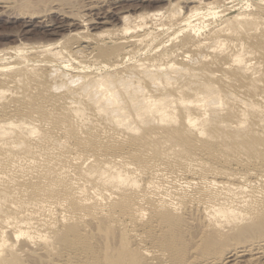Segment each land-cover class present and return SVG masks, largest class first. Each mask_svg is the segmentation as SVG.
Returning <instances> with one entry per match:
<instances>
[{"label":"rangeland","instance_id":"1","mask_svg":"<svg viewBox=\"0 0 264 264\" xmlns=\"http://www.w3.org/2000/svg\"><path fill=\"white\" fill-rule=\"evenodd\" d=\"M171 1L0 0V86L4 87L3 90L0 87V179L3 180L0 181V264H202L200 260L215 253L222 255L212 264L256 263L252 260L256 255L233 253L228 259L226 255L236 242L264 237V133L260 130L264 128V121L258 124L256 119L264 96V0H202V4ZM176 1L177 5L182 2L181 6H175L173 2ZM208 1L217 3L208 6ZM242 1L249 3L244 5ZM251 2L258 5V10L255 7V11ZM193 7L200 13L191 19L194 25L191 23L189 27L184 23L185 26L180 24L179 27L178 20ZM244 10L255 11L254 16L246 20L251 30H240L236 36L229 30V33L222 31L224 35L218 34L217 43L209 40L211 48L191 46L203 40L212 25L220 27L222 18ZM139 12L145 20L142 17L135 20ZM124 13L136 17L129 26L141 25L144 21L145 25L125 34L120 19ZM153 13H157L155 17L151 16ZM172 13L175 15L172 21L178 22L174 21L177 25L164 37L161 23ZM201 14L203 18L200 19ZM62 21L75 24L55 28ZM188 27L191 32L185 35ZM150 31L152 36L154 31L159 32L158 36L147 37L143 45L138 44L140 51L137 46L121 49L120 42L129 40L132 34L143 35ZM230 36L232 40H228ZM234 37L237 40L234 41ZM69 46L73 48L69 50ZM172 48H177L179 53L154 62L164 67L172 64L170 70L187 63V67L198 65L213 70L209 76H200L201 81L207 80L212 85L206 88L209 105L189 113L198 120H160L157 116L146 120V125L142 123L140 133L132 134L117 127L112 120L102 118L89 104L75 108L56 101L73 85L70 81L66 87L52 83L63 67L66 72L69 69L70 74H67L71 76L75 73L85 75L86 70L93 76L99 69V73L105 70L115 73L131 66L134 60L146 62L155 56L154 52L158 55ZM231 49L242 51L239 61L228 57L233 53ZM58 51L66 61L64 58L58 62L43 61ZM181 52L186 56H180ZM22 54L31 62L18 60ZM192 58H195L193 63ZM28 62H34L33 70ZM63 64L71 66L66 68ZM77 64H80L79 69H84L83 74L80 70H72V67L77 69ZM23 65H27V70L23 68L26 73L22 71ZM254 69L256 72L249 78L247 75ZM14 75H21L20 80L7 81ZM89 75L86 78L91 77ZM183 75L180 80L188 77ZM35 81H39L36 82L38 86L33 85ZM189 108L188 104L177 102L175 114H183ZM204 111L208 115H201ZM12 112L22 119L8 120ZM235 112L246 119L253 117V120H236L231 117ZM27 116L29 118H24ZM235 125L240 126L239 129ZM200 128L213 137H198ZM6 129L11 130L2 133ZM78 154H81L83 168L104 156V163L97 162L96 166H103L108 172L80 175L74 162ZM210 168L235 176L246 174L247 178L243 175L246 182L255 181L249 180L252 187L249 184L247 187L248 182L242 179L246 185H242L244 195H250L253 190L251 194L254 192L256 197L252 201L244 198L238 202L236 199L234 207L247 214L241 223L235 225L232 221L216 228L209 221L210 225L205 226L199 207L228 188L219 184L218 180H222L219 177L216 179L218 185L199 179L200 173H211ZM118 170L129 178L108 177ZM194 184L207 185L205 190H200ZM183 191L187 195L193 192L192 197L183 195ZM170 192L182 193L176 198ZM259 263L264 264V258Z\"/></svg>","mask_w":264,"mask_h":264},{"label":"bare ground","instance_id":"2","mask_svg":"<svg viewBox=\"0 0 264 264\" xmlns=\"http://www.w3.org/2000/svg\"><path fill=\"white\" fill-rule=\"evenodd\" d=\"M155 1V0H154ZM158 1H167V0H158ZM169 1V0H168ZM178 1V0H177ZM177 1L176 2H173V3H175V6L177 5ZM180 1H183V0H180ZM179 1V2H180ZM210 1V0H209ZM205 2L206 3V5H213V3H217V2H214V1H211V2ZM216 1V0H215ZM218 1V0H217ZM220 1V0H219ZM222 1V0H221ZM259 1V0H258ZM170 2H172L171 0H170ZM178 2V3H179ZM183 2H185V3H191V2H197V3H201L202 2V0H184ZM244 1H242V3H243ZM248 1H245L244 2V5H245V3H247ZM253 3H254V1H252ZM251 2V4H253ZM180 3H182V2H180ZM180 3L178 4L179 6H181L180 5ZM196 3V4H197ZM205 3L203 4V5H205ZM249 3V2H248ZM259 3V2H258ZM186 4V5H187ZM202 4V3H201ZM250 4V5H251ZM254 4H257L256 2L254 3ZM253 4V5H254ZM170 5V4H169ZM177 5V6H178ZM194 5V4H193ZM239 5H241V3L239 4ZM252 5V6H253ZM5 6V5H4ZM130 6V5H129ZM175 6H174V8H175ZM184 6H185V4H184ZM183 6V7H184ZM188 6V5H187ZM199 6V5H198ZM201 6V5H200ZM257 7H258V5H256ZM255 5H254V8L256 7ZM7 7V6H6ZM157 7V6H156ZM161 7V6H160ZM189 7H191V6H189ZM195 7V6H194ZM193 7V8H194ZM246 7V6H245ZM245 7H242V8H245ZM256 7V8H257ZM87 8V7H86ZM129 8V7H128ZM141 8V7H140ZM159 8V7H158ZM196 8V7H195ZM190 9L189 8V11L187 12V14L186 15H184V17L182 18V20H181V18L178 20L179 21V24H178V26L181 24H183L184 25V23L185 24H188V26L190 27V25H191V23H192V18H193V16H196V15H198L199 16V12H197V10L198 9ZM226 8V7H225ZM225 8H223V9H225ZM230 8V7H229ZM247 8H249L248 7V5H247ZM253 8V9H254ZM256 8H255V11H256ZM261 8V7H260ZM139 9V8H138ZM180 9V8H179ZM183 9V8H182ZM182 9H181V11H182ZM187 9H188V7H187ZM187 9H186V11H187ZM207 9V8H206ZM231 9V8H230ZM246 9V8H245ZM251 9H252V7H251ZM250 9V10H251ZM123 10V9H122ZM124 10H126V9H124ZM157 10V9H156ZM162 10V9H161ZM164 10V9H163ZM225 10H227V9H225ZM247 10V9H246ZM257 10H258V8H257ZM142 11V10H141ZM154 11V10H153ZM160 11V10H159ZM159 11H158V14H159ZM183 11H185V10H183ZM223 11V10H222ZM241 11V10H240ZM240 11H238L237 13L235 12V14H233L232 15V17H227V18H222V22H221V24H223L222 26H221V24L220 23H216V24H220V27H219V25H218V27H216V26H214V25H212V28H210V29H207L209 32H207L208 34H206V33H204V34H206L204 37H203V40H198L197 42H195V43H192L191 44V46L193 47V48H197V47H202V49H203V47H208V48H211L210 47V44H209V40H210V42H212V41H215L216 43L218 42V38H219V36H218V34L220 35V32L224 35V33L223 32H225V33H227L228 32V30H229V32H230V34L231 33H233L234 34V36H236L235 35V33H240V30H242V32L243 31H245L244 29H246V31H249V30H251V28L250 29H248L249 27H247V19H248V17L249 16H254V14H255V11H247V12H245V10L244 11H242V12H240ZM116 12V11H115ZM124 12V11H123ZM161 12H163V11H161ZM203 11H201V13H202ZM227 12V11H226ZM89 13V12H88ZM140 13V12H139ZM139 13H137V14H139ZM181 13V12H180ZM147 14V13H146ZM150 14V13H149ZM157 14V13H156ZM156 14L155 13H153L151 16H153V17H155L156 16ZM160 14H163V13H160ZM220 14V13H219ZM221 14H223V13H221ZM90 15V14H89ZM132 15H134V14H132ZM136 15V14H135ZM141 15V16H140ZM140 15H136L137 16V19H135L136 17H134V18H132L133 16H129L128 15V13L127 14H123V15H119L120 16V19H121V21H122V23L124 24L123 26V32L126 34L127 32H131V30H133V31H135V29H139L140 30V28H142L143 27V25H145L144 24V22H143V24H141L140 25V23H139V25L138 24H135V22H134V24H135V26L134 25H132V26H129V25H131V24H129L130 22L132 23V21L131 20H133V19H135V20H137L138 21V17H139V19L142 17L144 20H145V17H143V15L140 13ZM172 15H173V17H172ZM172 15L171 16H169L168 17V19H167V17H166V23L164 24H162L161 23V27H160V29L165 33H163L164 35V37L168 34H166V32H169V31H172V29H174L175 27V25H177V23H175V22H178V21H176V20H173L172 21V18H175L174 16V14L172 13ZM216 15H218V13L216 14ZM101 16V15H100ZM146 16H148V15H146ZM87 17V16H86ZM132 19H131V18ZM149 17V16H148ZM158 17V16H157ZM208 17V16H207ZM206 17V18H207ZM214 17V16H213ZM216 17V16H215ZM79 18H80V14H79ZM78 18V19H79ZM93 18V17H92ZM111 18V17H110ZM119 18V17H118ZM199 18V17H198ZM201 18H203V15L201 14V17H200V19ZM232 18V19H231ZM89 19V18H88ZM87 19V20H88ZM142 19V20H143ZM160 19H162V18H160ZM204 19H205V16H204ZM213 19V18H212ZM90 20V19H89ZM130 20V21H129ZM141 20V19H140ZM165 19H163V21H164ZM181 20V21H180ZM136 21V22H137ZM150 21V20H149ZM148 21V22H149ZM175 21V22H174ZM88 22V21H87ZM197 22H199V20L197 21ZM210 22V21H209ZM28 23V22H27ZM83 23V22H82ZM103 23H105V22H103ZM160 23V22H159ZM203 23H205V22H203ZM52 24V23H51ZM75 23H71V22H64V21H62V22H60L59 24H57L56 25V27L55 28H57V29H61V28H63V27H69V26H72V25H74ZM195 24H197V23H195ZM206 24V23H205ZM204 24V25H205ZM98 25V24H97ZM182 25V26H183ZM194 25V23H192V26ZM201 25V24H200ZM210 25V24H209ZM54 26V25H53ZM148 26H149V24H148ZM177 26V27H178ZM181 26V27H182ZM185 26V25H184ZM187 26V25H186ZM196 26V25H195ZM195 26H194V28H195ZM214 26V27H213ZM77 27V26H76ZM144 27H146V26H144ZM158 27V26H157ZM158 27V28H159ZM174 27V28H173ZM176 27V28H177ZM180 27V26H179ZM179 27H178V30H179ZM189 27H188V29H189ZM198 27V26H197ZM147 28V27H146ZM172 28V29H171ZM187 28V27H186ZM199 28H200V26H199ZM203 28V27H202ZM207 28V27H206ZM160 29H158V31L160 30ZM169 29H171V30H169ZM181 29V28H180ZM187 29V30H188ZM248 29V30H247ZM169 30V31H168ZM176 30V29H175ZM178 30H176L177 31V33H178ZM182 30L184 31V29H183V27H182ZM191 30H192V28H191ZM146 31V30H145ZM180 31V30H179ZM182 31V32H183ZM223 31V32H222ZM140 32V31H139ZM160 32V31H159ZM159 32H157V33H159ZM175 32V31H174ZM188 32L190 33L191 31H190V29H189V31H186V33L184 32V34L186 35H189L188 34ZM228 32V33H229ZM134 33V32H133ZM137 33V32H136ZM153 32H145V33H143V35H141V33H140V35L138 34H136V36H135V34H132V35H134V36H132L131 38H129V40H126V39H124L122 42H120V47H121V49L123 50H125V48H126V46H132V48L133 47H135V46H137L138 44H142V43H144L143 41H145V39L148 37H150V38H153V37H155V35L157 34L155 31H154V36H152L153 34H152ZM173 33V32H172ZM176 32H175V35L177 34ZM181 33V32H180ZM160 34H161V32H160ZM221 34V35H222ZM76 35V34H75ZM220 35V36H221ZM232 35V34H231ZM238 35V34H237ZM157 36H158V34H157ZM168 36H169V34H168ZM180 36H181V34H180ZM62 37V36H61ZM162 37V36H161ZM182 37H184V36H182ZM222 37H225V36H222ZM226 37H228V35L226 36ZM238 37V36H237ZM236 37V38H237ZM149 38V39H150ZM170 38H171V36H170ZM173 38H175V36H174V33H173V35H172V38L171 39H173ZM231 38V36L228 38V40ZM233 38V37H232ZM235 38V37H234ZM233 39L234 41L235 40H237V39ZM155 39V38H154ZM202 39V38H201ZM221 39V38H220ZM148 40V39H147ZM151 40H153V39H151ZM158 40V39H157ZM230 40H232V39H230ZM169 41V40H168ZM171 41V40H170ZM206 41H208V42H206ZM79 42V41H78ZM221 42V41H220ZM230 42H232V41H230ZM77 43V42H76ZM150 43H151V41H150ZM153 43V42H152ZM157 43V42H156ZM49 44V43H48ZM73 44V43H72ZM149 43H147V45H148ZM209 44V45H208ZM213 44V43H212ZM230 44V43H229ZM47 45V44H46ZM71 45V44H70ZM74 45V44H73ZM77 45V44H76ZM143 45V44H142ZM151 45V44H150ZM162 45H164L163 43H162ZM238 45V44H237ZM78 46H80V44L78 43ZM77 46V47H78ZM139 46V45H138ZM137 46V47H138ZM141 46V45H140ZM139 46V47H140ZM191 46H190V48H191ZM236 45H234V47H235ZM241 46V45H240ZM240 46H238V47H240ZM68 47V46H67ZM70 47H72V46H69V48ZM76 47V46H75ZM138 47V48H139ZM143 47H145V46H143ZM142 47V48H143ZM149 46H147V48H148ZM151 47H152V45H151ZM151 47L150 48H148V49H151ZM154 47V46H153ZM160 47V46H159ZM159 47H157L158 49H159ZM169 47V46H168ZM237 47V48H238ZM73 48V47H72ZM164 48H166V46L164 47ZM192 48V49H193ZM208 48H205V49H208ZM240 48H242V47H240ZM240 48H238V49H240ZM171 49V48H170ZM238 49H237V51H234L233 52V49H231L232 50V52L233 53H230V55H228V54H226V55H228V57H230L233 61H239L240 59V57H241V55H240V52H242V51H240V52H238ZM69 50H71V48L69 49ZM136 50V49H135ZM134 50V51H135ZM141 49L139 48V51H140ZM145 50H146V48H145ZM209 50V49H208ZM230 50V49H229ZM244 50V49H243ZM78 51V50H77ZM138 51V50H137ZM136 51V52H137ZM163 51V50H162ZM206 51V50H205ZM245 52H248V51H246V50H244ZM243 51V54H245V52ZM125 52H127V51H125ZM125 52H123V53H125ZM135 52V53H136ZM142 52H145V51H142ZM178 51H177V48H175V49H173L172 48V50H169V52H159L158 53V55L157 54H155V52H154V55L155 56H157V57H153V58H151V57H149V59H148V57L146 56V58L148 59V61H150L151 63H146V62H148L147 60H146V62H145V60L143 59H141V61H139V60H134L133 62H131L132 63V65L131 66H128L129 64L128 63H126V64H128V65H126V66H128L127 68L125 67V69L123 70L122 69V71H120L119 69L118 70H116L115 71V69H114V71H115V73H111L110 71L109 72H107V70H105L106 72H104V73H101V71H100V73H99V70H98V73L96 72V74H94L93 76L92 75H89V73H88V71L86 70V71H84V69H79V68H81L78 64V67H77V69H75L76 67H72V70H80V72H82V70L86 73L85 75H82V76H80L81 74L79 73H75L73 76H71V75H69L70 73L68 72V70L69 69H67V72L69 73V74H67V72L66 71H64L63 69H64V67H63V72H62V70H60L59 72H61L59 75H57V79H55L54 81L52 80V83H54V84H56V85H60V86H67V82H73V85H71L70 87H71V89H68V91L67 92H64L62 95H60L59 97H58V99L56 100L57 102H59V103H61V104H63V105H68L69 107L70 106H73V107H75V108H81V106L82 105H86V104H89L90 105V107H91V109H93L95 112H99L100 113V115H101V117L102 118H106V119H109V120H112V122H114L115 124H116V126L117 127H119L120 129H122L123 131H126V132H130V133H132V134H135V133H140V131H141V129H143V128H141L142 127V123L143 124H145L146 125V123H147V121L146 120H153V119H155L157 116H159V117H157V119H160V120H179L178 118H185L186 120H198L199 118H195V117H191L190 115L191 114H189L193 109H196V108H198V107H202V106H207V105H209L208 104V101H209V96H208V93H207V91H206V88H209L211 85H212V83L211 82H209V81H207V80H203V81H201L200 80V76H201V78H203L204 76H202V75H204V74H206L205 76H209V75H211L212 73H213V70L211 71V69L209 70H207L205 67H195V66H189V67H187V64L185 65V67H184V65L183 66H180V67H177V69L176 70H170V68L169 67H172L173 65L172 64H170L168 67H164L163 65H161L162 63H158V64H156L155 62L156 61H158V60H156V59H160V58H163L164 56H166L167 58L168 57H172V56H174V54L175 53H177ZM189 52V51H188ZM202 52H203V50H202ZM133 53V52H132ZM151 53V52H150ZM153 53V52H152ZM161 53V54H160ZM179 53V52H178ZM228 53V52H227ZM60 54H62L60 51H58V52H55V53H52V55H51V57L49 58V59H46V60H43L44 62H53V61H57V60H60V59H62V58H64V55H62L63 57H61V55ZM120 54V53H119ZM149 54V53H148ZM203 54V53H202ZM28 55V54H27ZM124 55H126V54H124ZM124 55H122V56H124ZM131 55V54H130ZM145 55V54H144ZM143 55V56H144ZM179 55V54H178ZM22 56H24L23 54H22ZM20 57L18 60H20V61H22L23 59H25V56L24 57ZM180 56H186V55H184V54H182V52H181V55ZM26 57H28V56H26ZM65 57H66V55H65ZM68 57V56H67ZM125 57H127V56H125ZM128 57H129V55H128ZM127 57V58H128ZM179 57V56H178ZM29 58V57H28ZM122 58H124V57H122ZM141 57H139V59H140ZM145 58V57H144ZM145 58V59H146ZM183 58V57H182ZM185 58V57H184ZM22 59V60H21ZM66 58H64V60H65ZM70 59V58H69ZM126 59V58H125ZM164 59V58H163ZM181 59V58H180ZM186 59V58H185ZM17 60V59H16ZM26 60V59H25ZM24 60V61H25ZM28 60V59H27ZM26 60V61H27ZM68 60V59H67ZM71 60V59H70ZM70 60H69V62H70ZM75 60V59H74ZM79 60H81V59H79ZM115 60V59H114ZM116 60H119V59H117L116 58ZM121 60V59H120ZM120 60H119V62H120ZM182 60V59H181ZM190 60V59H189ZM193 60L195 61V58L193 59L192 58V63H193ZM25 61V62H26ZM29 61V60H28ZM66 61V60H65ZM82 62H83V60H81ZM81 61H79V62H81ZM122 61V60H121ZM155 61V62H154ZM183 61V60H182ZM223 61V60H222ZM221 61V62H222ZM29 62H31V61H29ZM29 62H28V65H29V68H32L31 70H33V67L34 66H32V64H34V62L30 65L29 64ZM58 62V61H57ZM68 62V61H67ZM68 62V63H69ZM71 62H73V60L71 61ZM75 62V61H74ZM116 62V61H115ZM114 62V63H115ZM118 62V61H117ZM188 62V61H187ZM76 63V62H75ZM74 63V64H75ZM85 63H86V61H85ZM85 63H81V65H83V64H85ZM192 63H190V65L192 64ZM24 64V63H23ZM26 64V63H25ZM35 64H37L36 62H35ZM67 64V63H66ZM109 64H110V62H109ZM113 64V63H112ZM116 64V63H115ZM38 65V64H37ZM49 65V64H48ZM76 65V64H75ZM87 65H89V63L87 64ZM92 65V64H91ZM195 65V64H194ZM24 66H25V69L27 70V65H23L22 66V69L24 68ZM30 66H32V67H30ZM63 66H71L70 64L69 65H64L63 64ZM84 66V65H83ZM85 66H86V64H85ZM97 66H99V65H97ZM109 66V65H108ZM216 66H219V65H216ZM38 67V66H37ZM50 67H53V66H51L50 65ZM88 67V66H87ZM100 67H102L101 65L99 66V68ZM107 67V66H106ZM105 67V68H106ZM110 67V66H109ZM124 67V66H123ZM220 67V66H219ZM67 68V67H66ZM92 68H93V65H92ZM91 68V69H92ZM103 68V67H102ZM112 68H113V66H112ZM25 69H23L22 71H24ZM91 69H88V70H90L91 72H93ZM17 70H21V69H18L17 68ZM30 69H28V71H29ZM35 70V69H34ZM37 70V69H36ZM53 70V69H52ZM54 70H56V69H54ZM71 70V71H72ZM110 70H111V68H110ZM138 70V71H137ZM207 70V71H206ZM251 70V69H250ZM255 70V69H254ZM254 70H252V71H254ZM70 71V72H71ZM95 71V70H94ZM113 71V70H112ZM117 71H120V72H117ZM259 71V70H258ZM25 72V71H24ZM56 72V71H55ZM73 72V71H72ZM249 72V71H248ZM256 72V70L254 71V72H249L250 74L249 75H247L249 78L250 77H252L253 76V74ZM20 72H18L16 75H18ZM26 73V72H25ZM211 73V74H210ZM259 73V72H258ZM73 74V73H72ZM82 74H83V72H82ZM92 74V73H91ZM179 74H180V76H179ZM183 74H185V75H188V77H186V78H184V80L182 79V80H180V78L181 77H183L184 75ZM16 75H14V76H10V78L9 79H7V81H11V82H13V81H15V82H17V81H19L20 80V78L18 77V76H16ZM86 75H89V76H91V77H88V78H86ZM182 75V76H181ZM19 79H18V78ZM132 77L133 78H135V80H133L132 79ZM80 81V82H79ZM36 82H38L39 83V81H35V82H33V85H37L38 86V84H36ZM35 83V84H34ZM1 87V86H0ZM2 88V90L4 89V87H1ZM16 89H17V87H16ZM17 91V90H16ZM16 91H14V89H13V92H16ZM224 91V90H223ZM225 92V91H224ZM218 98V97H217ZM260 99V98H259ZM260 101V100H259ZM177 102H179V103H185V104H188L189 105V107H191V108H189V111H186V112H184L183 114H175V105L177 104ZM241 102H244L243 100L241 101ZM261 102H262V109L260 110L261 112H260V114L257 116V120H259V122H258V124H260V120H261V122L262 121H264V96H262V98H261ZM260 105H261V103H260ZM260 107V108H261ZM87 112V111H86ZM89 112V111H88ZM87 112V113H88ZM87 113H85V114H87ZM91 113H93L92 111H91ZM90 113V114H91ZM89 114V113H88ZM97 114V113H96ZM82 115V114H81ZM201 115H203V116H206V115H208V112H202L201 113ZM83 116H84V114H83ZM83 116H82V118H83ZM86 116V115H85ZM88 116H90V118H92V116L93 115H88ZM231 117L232 118H235L236 120H250L251 118L249 117L248 119H246V117H243L241 114H237V112H235V113H233L232 115H231ZM24 118H29V116H27V117H24ZM21 120L22 118L19 116V114L18 113H9L8 114V120ZM86 119V118H85ZM255 119V120H256ZM84 120V119H83ZM88 120H89V118H88ZM91 120H93V119H91ZM229 120H231L230 118H229ZM234 120V119H233ZM251 120H253V117H252V119ZM195 122L193 121V124H194ZM256 124H257V122H256ZM197 124H194V126H196ZM236 126V125H235ZM264 126V125H263ZM239 127L240 126H236V128L237 129H239ZM234 129H235V127H233ZM262 129V130H261ZM10 130L11 129H6V130H4V131H2V133H8V132H10ZM260 130L262 131V133H264V128L263 127H261L260 128ZM142 133V132H141ZM261 134V133H260ZM142 135V134H141ZM206 136H209V138L210 137H213L212 135H210V133L208 132V131H206L205 129H199L198 130V137H206ZM243 159H244V157H243ZM247 159V158H246ZM105 160V157L103 156V158H101L100 156H99V158H97V160L95 161V162H93V163H91V164H89L86 168H83L82 167V165H83V162L81 161V154H78L76 157H74V162L76 163V168L78 169V172L80 173V175H82V176H86V175H89V174H96V175H100V174H103V173H106V172H108L106 169H105V167H103V166H101V167H98V166H96L97 165V162H99V163H101L102 161H104ZM109 160V159H108ZM192 161H195V160H192ZM251 161H253V160H251ZM102 163H104V162H102ZM191 163V162H190ZM195 163V162H194ZM123 164H126L125 162H123ZM251 164H254V163H251ZM258 165V164H257ZM260 165V164H259ZM255 166V165H254ZM125 168L127 167L126 165L124 166ZM255 167H259V166H255ZM261 167V166H260ZM261 168H263V167H261ZM250 169H253L252 167H250ZM250 169H249V171H250ZM256 169V168H255ZM255 169H253V170H255ZM208 171V170H207ZM211 171V173H207V174H209L208 176H206L207 174L205 173V171H204V173H200V177H199V179H202V180H204V183H206V182H210V183H212L213 185L214 184H216L217 182H216V179L219 177V178H222V180L220 179V180H218V182H219V184H224L225 186H228V188H227V190H225V191H220V192H218L217 193V195L215 196V197H213L211 200L208 198L207 200V202H204L203 204H202V206L201 207H199V210H200V212L202 213V215L204 216V219H205V226H209L210 224H209V221H212V224H211V226L212 227H216V228H218V226L219 227H221V226H224L225 224H228V223H230V222H232V221H235L236 223H235V225H237V224H239V223H241L242 221H244L245 219H246V213L244 212V211H241V210H239L238 208H236V207H234V204L236 203V199H237V201L238 202H242L243 200H244V198H249V200L250 201H252V199H254L256 196V194L254 195V192H253V194H251L252 193V191L250 192V195H248V196H246V195H244V193H243V191H244V189L242 188V185H244V187L247 185V187H249L248 186V184H249V182L251 181L252 183L253 182H255V181H252V180H248L247 182H246V179H245V177L247 178L248 177V175L247 176H245L246 174H239V175H237V176H235V174H233V173H231V172H227L226 173V171H223V170H219V169H215V168H210V170H209V172ZM259 172L260 171H263V169L262 170H258ZM255 172V171H254ZM197 173V172H196ZM263 173V175H264V171L262 172ZM262 173H259V174H261L262 175ZM212 174V175H211ZM257 174V173H256ZM255 174V175H256ZM194 175H196V174H194ZM193 175V176H194ZM243 175L245 176V177H243ZM110 176H115V177H119V178H122V179H128L129 177L127 176V175H125V173L122 171V170H118V171H116V172H114V173H109L108 174V177H110ZM198 176H199V174H198ZM198 176H195V177H197L198 178ZM258 176H260V175H258ZM194 177V178H195ZM255 177V176H254ZM261 177V176H260ZM194 178H193V180H194ZM197 178H195L196 179V181H198L197 180ZM257 178H259V177H257ZM263 178V177H262ZM191 179V178H190ZM245 179V183H247L246 185L245 184H243V180ZM2 179H0V181H1ZM258 180V179H257ZM3 181V180H2ZM180 181V180H179ZM190 181V180H189ZM201 181V180H200ZM206 181V182H205ZM1 183V182H0ZM179 183V182H178ZM190 183V182H189ZM191 183L193 184V181H191ZM195 183H197V184H199L198 182H195ZM210 183H207V184H210ZM3 184V183H2ZM207 184H204V186H203V184H202V186H200V187H198V185H195L194 184V186H197L200 190H205V185H207ZM200 185V184H199ZM217 185H218V183H217ZM250 185V184H249ZM252 185V184H251ZM250 185V187H252ZM255 185V184H254ZM211 186V185H210ZM209 187V186H208ZM212 187H215V186H212ZM212 187H209V188H212ZM246 187V188H247ZM241 189V192H236V189ZM185 190H187V189H185ZM246 190V189H245ZM260 190V189H259ZM168 192H169V190H168ZM186 192V191H185ZM184 191H183V193L182 192H180V193H177V192H173L174 194H172L171 192V194L173 195V196H175L176 198H178L180 195H181V193L183 194V195H187V194H184L185 193ZM189 192V191H188ZM191 192V191H190ZM249 192V191H248ZM257 192V191H256ZM260 193H262L261 191H259ZM264 192V191H263ZM192 194H189V195H187L188 196V198H190V197H192V195H193V192H191ZM166 195H168V193L166 192L165 193ZM259 194V193H258ZM170 195V194H169ZM260 196H261V194H259ZM259 195H257V196H259ZM162 198H165V196H161ZM262 197V196H261ZM264 197V196H263ZM226 213H230L229 214V216H227V217H225L224 215L226 214ZM15 233H17V231L15 232ZM228 254L226 255V259H228V258H231V256L233 255V253H238L239 255H241V256H245V255H248V256H250V255H252V257H253V255H256V257H251L252 258V260L254 261V262H256V263H258V264H260L259 262H261V258H264V237H258V238H252V239H246V240H243V241H239V242H236V243H234V244H232L231 245V247H230V250L227 252ZM221 255L222 254H219V253H215V254H213V255H211V256H208V257H205L204 259H202V260H200V262L202 263V264H205V263H209V264H212V263H215V262H217L219 259H220V257H221ZM199 262V263H200ZM248 262H251L250 260L248 261ZM252 263V262H251ZM250 263V264H251ZM255 263V264H256ZM254 264V263H253Z\"/></svg>","mask_w":264,"mask_h":264}]
</instances>
